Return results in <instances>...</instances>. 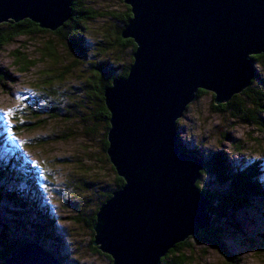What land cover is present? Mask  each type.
Listing matches in <instances>:
<instances>
[{
  "label": "water",
  "instance_id": "1",
  "mask_svg": "<svg viewBox=\"0 0 264 264\" xmlns=\"http://www.w3.org/2000/svg\"><path fill=\"white\" fill-rule=\"evenodd\" d=\"M131 17L120 36L135 43L124 77L104 88L106 154L123 185L97 212L93 245L111 264H159L176 243L211 224L196 188L203 160L178 148L177 120L198 89L227 102L255 77L264 53V0H122ZM72 0H0V24L24 19L51 31ZM264 237V233L261 234ZM62 264L26 241L0 264Z\"/></svg>",
  "mask_w": 264,
  "mask_h": 264
},
{
  "label": "rangeland",
  "instance_id": "2",
  "mask_svg": "<svg viewBox=\"0 0 264 264\" xmlns=\"http://www.w3.org/2000/svg\"><path fill=\"white\" fill-rule=\"evenodd\" d=\"M85 1L98 11L113 13L84 22L86 47L92 52L77 53L64 38L44 32L16 37L0 49V162L9 159L19 166L16 178L3 186L14 191L16 199L30 196L35 209L47 216L51 228L44 231L40 243L46 250L62 264H111L93 249L94 230L87 220L104 191L113 187L116 172L103 150L102 125L90 115L96 107L85 85L94 62L109 59L113 73L130 61L132 54L128 48L104 50L98 44L112 43L115 28L121 26L115 14H124L126 4L122 0ZM49 39L59 54L57 60L43 53ZM18 51L35 59L36 65L20 70L14 61ZM64 66H70V71L57 85L49 84V75L64 71ZM253 66L256 74L248 85L250 97L254 90L264 89V55ZM245 101L249 106L250 98L245 96ZM213 104V92L205 90L187 106L177 120L181 143L204 158L222 151L228 162L238 166L258 161L262 168L259 178L264 183V124L229 110L217 111ZM51 108L56 113L53 118L48 115ZM254 110L264 117V108ZM37 116L47 121L32 130L17 129L32 123V118L38 120ZM89 126L91 133L86 132ZM197 183L201 188L219 187L206 174H200ZM18 204L19 200L0 201V228L7 225L10 238L31 237L45 228L34 210L18 208ZM36 215L42 218L40 212ZM220 229L222 245L227 253L238 255L237 264H264V208L257 201L232 212L220 222ZM48 236L52 240L45 239ZM189 242L185 264H227L226 255L213 246L192 238Z\"/></svg>",
  "mask_w": 264,
  "mask_h": 264
},
{
  "label": "trees",
  "instance_id": "3",
  "mask_svg": "<svg viewBox=\"0 0 264 264\" xmlns=\"http://www.w3.org/2000/svg\"><path fill=\"white\" fill-rule=\"evenodd\" d=\"M85 0H72L71 4V16L69 19L59 28L54 31L40 28L36 23L30 21L29 19H24L19 22H5L0 24V49L10 42L14 40V38L19 36H31L38 32L44 33H52L55 35L64 38L65 41L70 44V46L76 50L77 53L82 55H86L92 52L91 49L86 47V40L84 39L83 31L85 30L84 22L88 20H92L99 16H105L110 14L113 16L112 12H101L98 11L88 5L85 4ZM126 6V11L124 14H115L116 20L121 23V26L118 25L117 29L115 28L114 37L111 42H98V44L103 47L104 50H109L113 46H118L121 48H128L131 50V54L135 49V43L131 38H122L120 36L121 30L123 26L127 23L129 18L131 17L130 8L128 5ZM102 43V44H101ZM43 53L49 56L53 60H57L59 54L52 40L49 39L45 46L42 48ZM264 53L252 55L253 64L262 58ZM14 61L18 68L22 71L29 69L30 67L36 65L35 59H30L23 54H20L18 51L15 54ZM133 61V57L131 55L130 61L126 62L124 65L119 66L121 68L116 72H111V68L114 67L112 61L109 59H105L103 61L92 64L93 67L92 75L87 80L86 88L89 92V98L94 102L96 107V111L91 113V117H94L97 121L100 122L103 128V136H102V145L103 150L106 153V148L108 145L106 136L107 131L109 129V116L110 113L105 105L103 91L106 86H108L114 77H124L127 75L131 62ZM70 71V66H64V71L57 73L56 75H49V84H58L60 80H62L64 74ZM55 77V78H54ZM58 79V80H57ZM254 79V78H253ZM252 79V80H253ZM251 80V82H252ZM251 87H246L241 94H234L229 101L223 102L220 104H213V107L217 111L229 110L234 115L252 120L258 124H264V117L262 118L258 113L255 112L254 108H264V104L262 99L264 100V89H256L254 90V95L250 97L249 91ZM205 92V90L198 89L196 93V97H198L201 93ZM52 93H57L56 91H52ZM245 96L250 98V105H246ZM93 97V99H92ZM51 108V112L48 115L53 118L56 113ZM264 111V110H263ZM36 114L37 112H32ZM256 114V116H255ZM38 120L32 118V123L29 124L23 123L24 125L17 126V129L20 131L24 128L28 130H32L44 124L47 121L46 118H41V116H37ZM31 122V121H30ZM20 128V129H19ZM93 130L92 126L88 127L87 133H91ZM178 148L180 151H186L189 153H197L198 151L191 150L186 148L178 139ZM107 155V154H106ZM197 155L203 160V167L200 171V174H206L212 178L213 183L217 184L218 188H201L196 181V188L201 191L204 195H206L212 202L207 205V212L212 216L211 224L208 227L201 229L196 235H192L186 238L184 241L176 243L175 246L168 250V252L161 257L159 264H185L188 260L189 256L186 253V249L190 248V239H195L198 244H208L218 249L222 254L226 255L227 264H237L238 263V255L227 253L226 249L223 247L222 242L220 240L222 230L220 229V222L225 220L229 215L240 209L241 207L247 205L249 202L257 201L261 207L264 208V183L259 178L262 174L261 165L258 161L252 162L245 166H238L233 164L232 162H228L224 153L222 151H217L210 155L208 158L202 157L198 152ZM108 159V156H106ZM109 160V159H108ZM110 162V161H109ZM19 166L11 162L9 159L5 163L0 162V201L7 202L12 200H19L18 208L21 209H32L34 210V214L39 221L40 225H45V228H40L41 230H37L33 232L31 237L24 236L20 238H10L9 237V227L5 224L0 228V259L4 260L8 257L14 248L26 241H33L35 243L40 244L41 238L43 237L44 231L51 228L49 226V220L47 216L43 214L40 210L35 209L36 204H33L28 200L27 197H21L16 199L14 191L10 188L6 189L3 185L5 182H8L15 177L16 170ZM113 167V166H112ZM114 169V168H113ZM115 171V170H114ZM32 179V178H31ZM8 180V181H7ZM15 180L13 181V183ZM123 179L119 177L117 174L114 178V185L111 189L104 191L101 195L100 199H98L97 204L95 205L94 210L92 211L90 217L87 220V225L92 228L93 223L95 222L96 212L99 206L105 202L112 194V192L116 189H119L123 185ZM32 186L35 187L34 184ZM31 187V184H29ZM8 198H7V197ZM11 196V198H9ZM22 196V195H21ZM31 198V197H30ZM25 199V200H24ZM28 200V201H27ZM21 201L25 202L21 204ZM27 201V202H26ZM27 209V210H28ZM42 214V218L40 219L37 213ZM24 224V223H23ZM21 227V226H20ZM29 227V226H28ZM39 229V228H38ZM36 233V235H35ZM50 234V231H49ZM52 235V233L50 234ZM49 235V236H50ZM45 239H50V237ZM93 239L91 240L92 243ZM93 244V243H92ZM41 245V244H40ZM93 249L100 251L97 246H92ZM103 255H105L111 263V258L108 254H105L100 251ZM54 254V253H53ZM59 260V259H58ZM3 264V262H2Z\"/></svg>",
  "mask_w": 264,
  "mask_h": 264
},
{
  "label": "flooded vegetation",
  "instance_id": "4",
  "mask_svg": "<svg viewBox=\"0 0 264 264\" xmlns=\"http://www.w3.org/2000/svg\"><path fill=\"white\" fill-rule=\"evenodd\" d=\"M20 208V207H19ZM35 215V214H34ZM36 217V216H35Z\"/></svg>",
  "mask_w": 264,
  "mask_h": 264
},
{
  "label": "bare ground",
  "instance_id": "5",
  "mask_svg": "<svg viewBox=\"0 0 264 264\" xmlns=\"http://www.w3.org/2000/svg\"><path fill=\"white\" fill-rule=\"evenodd\" d=\"M191 237V236H190Z\"/></svg>",
  "mask_w": 264,
  "mask_h": 264
}]
</instances>
